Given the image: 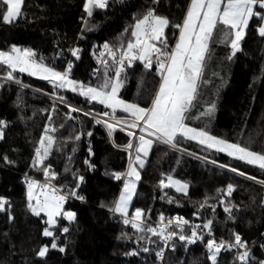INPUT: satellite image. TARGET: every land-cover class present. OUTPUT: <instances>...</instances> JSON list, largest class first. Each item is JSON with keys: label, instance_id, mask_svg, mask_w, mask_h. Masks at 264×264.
<instances>
[{"label": "trees", "instance_id": "1", "mask_svg": "<svg viewBox=\"0 0 264 264\" xmlns=\"http://www.w3.org/2000/svg\"><path fill=\"white\" fill-rule=\"evenodd\" d=\"M84 3L85 0H23L22 12L16 21L11 24L0 21V51H9L13 45L21 50L31 49L37 58L44 57V63L58 71L64 70L71 60L72 79L98 86L103 81L105 68L97 58L104 51L105 42L118 45L123 41L126 46L131 36L124 29L133 23V17H141L149 8L173 24L182 22L190 0H159L158 3L108 0L107 9H93L91 17L84 12ZM258 23L256 18L250 20L240 42L241 50L231 60L227 59L230 48L215 40L210 42L201 83L186 123L264 153V38L257 34ZM174 32L171 26L165 30L170 48L175 43ZM72 48L80 50V59L71 56ZM154 68L155 63L153 70H145L139 61L126 68L120 77V98L140 106L149 105L150 97L158 88L159 78ZM6 74L7 69L0 65V120L7 125L3 129L4 138L0 139V197L6 198L10 205L8 211L13 220L9 222L8 213L0 211V264H211L207 259V239L230 241L233 232L248 242L250 264L264 260V248L260 246L264 244V186L201 157L236 166L257 179H264V171L224 154L205 152L193 141L182 140L176 149L154 143L144 168L139 170L141 180L128 218L131 219L136 208H141L143 223L151 226L161 222V214L164 222L179 216L193 225L213 219V235L209 237L201 229L204 240L195 244L181 242L178 236L168 244L151 234H147L151 243L149 239H138L146 234L136 232L130 224L124 225L123 217L109 210L114 208L123 186V180H116L112 173L127 171L128 151L123 148L129 140L126 131L116 128L109 137L103 125L95 124L83 113H72L73 119H68L67 107L51 95L48 81L17 71L13 75L21 82L18 84L7 80ZM113 74L114 70L109 69V75ZM60 95L94 116L103 108L96 102L86 103L83 97L69 90H63ZM54 101L56 110L52 111ZM213 104L210 114L201 115ZM117 117L130 119L119 111ZM45 124L55 128L49 133L55 143L45 160V165L51 164L50 171L57 173L51 183L66 190L75 187L74 172L85 178L78 190L84 200L69 197L65 203L66 210L76 213V220L69 224L60 219L56 229L57 244L65 248L63 253L51 248L52 238L42 235L46 226L43 220L32 216L26 207V179L44 180L43 173L32 167V160ZM88 131L92 132L91 137L87 136ZM79 133L83 135L76 141L74 137ZM5 156L12 163H5ZM85 159L94 168L88 169ZM168 176L187 184V194L172 188L161 190L158 182L161 179L166 182ZM229 183L235 188L226 203L236 205L232 211L234 220L228 219L219 205L223 192L217 193V189L223 190ZM206 197L207 204L217 205L215 212L207 204L200 209ZM197 211L199 218L193 215ZM62 227H68L69 232L61 234ZM43 245L49 246L48 252L39 258L36 252ZM144 248L149 251H143ZM132 252L136 255L129 254ZM235 257V249L222 250L217 264H239Z\"/></svg>", "mask_w": 264, "mask_h": 264}, {"label": "snow or ice", "instance_id": "2", "mask_svg": "<svg viewBox=\"0 0 264 264\" xmlns=\"http://www.w3.org/2000/svg\"><path fill=\"white\" fill-rule=\"evenodd\" d=\"M153 2L158 3L159 0H153ZM108 6V0H85L83 10L91 17L93 9L106 10ZM21 12L22 0H0V21L3 23H13L21 15ZM253 18L259 22L256 29L257 34L264 38V0H190L182 22L175 24L167 17L157 15L155 9L149 8L141 17H133V23L129 28L124 29L131 36V39L127 40L126 46L123 41L118 45H110L108 42L103 44L104 51L100 52L97 62L104 66L105 71L103 81L98 86L86 85L72 79L73 62L71 60L67 62L64 70L58 71L54 67L46 65L44 57L37 58V54L33 50H21L15 45L11 47L10 51H0V65L7 69L5 78L9 81L15 80L16 83H21L13 75L17 71L48 81L52 88L51 95L67 107L68 119H73L72 113H83L94 120L95 124L103 125L109 137H112L117 127H120L121 131H126L129 140L123 148L128 151L127 171L112 173L116 180H123V190L115 202L114 208L109 210L122 216L124 225L130 224L136 232L146 234L138 239H149L151 243V239L147 235L151 234L167 243L168 240L178 236L181 242L195 244L198 240H204V235L198 230H206L209 237L213 235V219L193 225L188 219L178 216L168 219L164 227H160L159 224L151 226L143 223L144 210L141 208H136L131 219L128 218L130 202L133 199L137 182L141 180V173L138 169L144 168L145 158L149 155L154 143H163L176 149L180 141L187 140L197 143L205 152L224 154L235 161L257 166L264 171V153L256 152L241 143L212 135L206 128L201 129L186 123L201 83L210 42L215 40L230 48L231 53L227 59L231 60L241 50L240 42L244 39L246 29ZM169 26L175 30V43L171 48L165 34V30ZM70 53L72 57L80 59L78 48L70 49ZM154 60V71L159 79L158 88L150 97V104L140 106L138 103L127 102L120 98L118 93L122 86L121 73L126 68L133 67L134 61H139L145 70L151 71ZM109 69L114 70V74L111 76ZM63 90L76 93L83 97L86 103L96 102L103 108L96 112L95 116H92L90 111L74 106L63 95H60ZM213 109L214 104L205 109L201 115H208ZM55 110L54 101L52 111ZM118 111L127 114L130 119L118 118ZM48 119L51 121V113H49ZM6 126V121L0 120V139L4 138L3 129ZM54 131V127L45 124L44 131L34 149L32 167L43 173L44 180L41 182L36 179H26V207L32 216L43 220L46 226L42 235L52 238L51 248L58 249L63 253L65 248L57 244L56 229L60 219L69 224L76 220V213L66 210L65 203L69 197L84 200L78 190L85 178L74 172L75 187L66 190L64 186L51 183L57 178V173L50 171L51 164L45 165V160L50 155L55 143L54 136L49 135ZM82 135L83 133H79L74 139L80 141ZM87 136L91 137L92 132L88 131ZM75 150L73 147V152ZM88 153L89 156L93 155L90 145ZM201 158L213 165H218L221 169H227L264 186V179L247 175L236 166L219 163L216 159H209L208 156ZM4 162L12 163L7 156L4 157ZM84 164L88 169L94 168L88 159L84 160ZM158 183L161 190L174 187L177 193L187 194V184L173 179L172 176L167 177V182L161 179ZM234 188L235 186L229 183L225 189H217V193L223 192L219 199V205L222 206L227 218L231 220L235 219L232 216V211L236 205L226 203V199L231 197ZM207 201L206 197L205 203L200 204V209L205 207ZM171 202V198H169V203ZM207 206L213 212L217 207L216 204H207ZM9 208L10 205L7 204L6 198L0 197V211L7 212L8 220L11 222L13 216L8 211ZM198 211L193 213L197 218H199ZM45 217L46 219H44ZM159 220L164 222L163 214L160 215ZM188 230H190V234H187ZM59 231L61 234L68 233L69 228L62 227ZM232 237L233 239L230 241L221 239L219 242L213 238L207 239V259L211 264H217L218 255L222 250L232 251L233 249L236 250L235 260L239 261V264H250L252 255L247 247L248 242L242 239V236L237 232H233ZM260 246L264 248V244ZM48 248V245L41 246L36 252V256L44 258ZM173 250H175L174 246ZM143 251L148 252L149 249L144 248ZM129 254L136 255V252ZM157 256L162 259L160 253H157ZM257 264H264V260L257 261Z\"/></svg>", "mask_w": 264, "mask_h": 264}, {"label": "rangeland", "instance_id": "3", "mask_svg": "<svg viewBox=\"0 0 264 264\" xmlns=\"http://www.w3.org/2000/svg\"><path fill=\"white\" fill-rule=\"evenodd\" d=\"M22 1H23V0H22ZM9 51H10V50H9ZM154 63H155V60H154ZM44 81H46V80H44ZM91 115H92V114H91ZM92 116H94V115H92ZM100 118H101V119H105V120L107 119V118H105V117H100ZM117 128H120V127H117ZM134 142H135V140H134ZM129 151H130V150H129ZM173 179H174V178H173ZM175 180H176V179H175ZM166 182H167V181H166ZM122 188H123V187H122ZM172 189L175 190L174 187H172ZM122 190H123V189H122ZM122 190H121V191H122ZM121 191H120V192H121ZM175 191H176V190H175ZM182 194H183V193H182ZM118 198H119V197H118ZM118 198H117V199H118ZM116 201H117V200H116ZM116 214H117V213H116ZM42 215H43V214H42ZM45 218H46V217H45ZM189 231H190V230H189Z\"/></svg>", "mask_w": 264, "mask_h": 264}, {"label": "built area", "instance_id": "4", "mask_svg": "<svg viewBox=\"0 0 264 264\" xmlns=\"http://www.w3.org/2000/svg\"><path fill=\"white\" fill-rule=\"evenodd\" d=\"M135 62V61H134ZM133 62V63H134ZM153 64H154V61H153ZM167 222V221H166ZM166 222H160L159 223V225H160V227H164L165 226V224H166ZM174 223H175V221H174ZM199 231V230H198ZM169 241V240H168ZM168 241H167V243L166 244H168Z\"/></svg>", "mask_w": 264, "mask_h": 264}, {"label": "crops", "instance_id": "5", "mask_svg": "<svg viewBox=\"0 0 264 264\" xmlns=\"http://www.w3.org/2000/svg\"><path fill=\"white\" fill-rule=\"evenodd\" d=\"M149 153H150V152H149ZM147 157H148V156H147ZM147 157H146V158H147ZM146 158H145V160H146ZM138 170H140V169H138ZM137 185H138V182H137ZM122 187H123V186H122ZM122 189H123V188H122ZM122 189H121V190H122ZM120 193H121V192H120ZM120 193H119V196H120ZM134 194H135V192H134ZM134 194H133V197H134ZM119 196H118V197H119ZM118 199H119V198H118ZM118 199H117V200H118ZM131 202H132V200H131ZM131 202H130V205H131ZM130 205H129V208H130ZM128 211H129V209H128ZM118 215H119V214H118Z\"/></svg>", "mask_w": 264, "mask_h": 264}]
</instances>
